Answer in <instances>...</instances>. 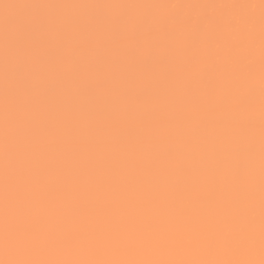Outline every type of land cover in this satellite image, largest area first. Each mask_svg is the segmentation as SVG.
<instances>
[{"label": "snow or ice", "instance_id": "obj_1", "mask_svg": "<svg viewBox=\"0 0 264 264\" xmlns=\"http://www.w3.org/2000/svg\"><path fill=\"white\" fill-rule=\"evenodd\" d=\"M0 264H264V0H0Z\"/></svg>", "mask_w": 264, "mask_h": 264}]
</instances>
